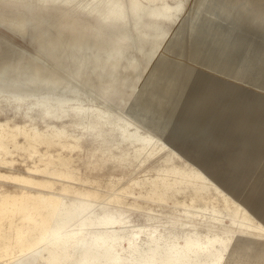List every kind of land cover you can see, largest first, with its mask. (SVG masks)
<instances>
[{"label": "rangeland", "instance_id": "1", "mask_svg": "<svg viewBox=\"0 0 264 264\" xmlns=\"http://www.w3.org/2000/svg\"><path fill=\"white\" fill-rule=\"evenodd\" d=\"M229 3L236 10L243 6L239 0ZM52 19L64 22L66 30L73 27V16L54 14ZM84 19L90 22L91 17ZM153 60L143 68L139 85ZM216 86L248 98L262 97L250 95L247 85L243 90L227 83ZM137 89L123 88L122 93L131 96ZM112 111L91 102L0 92V131L8 129L12 138L9 144L0 142V264H39L38 251L28 240L37 228L49 226L46 220L52 212L75 209L91 210L103 219L86 217L84 225L66 234L79 231L84 240L94 237L95 245L108 244L123 264H225L238 238L246 241L241 247L249 257L264 252V223L253 200L259 175H229L220 155H196L222 189L162 141L114 122ZM186 174L194 176L188 186L199 176L207 179L210 189L203 198L194 201V187L183 192L172 182ZM224 197L237 213L212 218ZM185 204L195 206L189 210L212 205L195 219L193 211L183 210ZM43 235L54 238L51 230ZM27 249L31 256L21 260L19 254Z\"/></svg>", "mask_w": 264, "mask_h": 264}, {"label": "snow or ice", "instance_id": "2", "mask_svg": "<svg viewBox=\"0 0 264 264\" xmlns=\"http://www.w3.org/2000/svg\"><path fill=\"white\" fill-rule=\"evenodd\" d=\"M171 6L179 9L175 23L137 91L129 96L117 86L105 95L100 89L97 102L121 106L145 136L162 141L222 189L196 155H220L229 175H259L253 200L264 223V110L257 121L245 97L216 86L227 83L243 90L247 85L250 95L264 97V12L238 17L227 0H172ZM58 7L82 6L63 0ZM122 7L131 21L137 4L123 0ZM143 18L152 22L148 15ZM21 36L16 29L0 27V60L37 57V40ZM245 243L240 238L233 242L225 264H251L241 247Z\"/></svg>", "mask_w": 264, "mask_h": 264}, {"label": "bare ground", "instance_id": "3", "mask_svg": "<svg viewBox=\"0 0 264 264\" xmlns=\"http://www.w3.org/2000/svg\"><path fill=\"white\" fill-rule=\"evenodd\" d=\"M134 2L137 7L131 10L132 20L129 21L124 14L123 0H72V3L82 6L74 8L58 7L63 0H0V27L16 29L22 33V39L28 37L38 43L36 58L0 60V92L36 95L44 100L100 104L96 99L100 89L107 95L117 86L121 93L123 88H138L143 68L158 55L179 9L171 6L172 0ZM227 2L238 17L264 12V0H239L243 3L239 10L229 3L230 0ZM117 4L121 6L117 7ZM144 4H151L152 8H146ZM54 14L62 18L73 16V27L66 30L64 22L52 19ZM145 15L151 17L152 22L145 21ZM85 16L99 19L93 24L86 21ZM44 60H49V63H44ZM85 87H91V91H84ZM239 94L247 100L250 114H255L259 120L264 110V97L248 98ZM106 107L113 110L110 116L124 129L133 126L140 130L122 114L123 108ZM30 135L33 136L32 133ZM11 140L10 131L1 127L0 142L9 144ZM193 177L188 174L175 176L172 182L181 185L180 191L183 192L194 187L192 199L195 201L203 198L210 186L201 176L196 178L194 186H188ZM212 204L199 207V210H189L191 204H185L187 207L183 210L186 213L193 211L195 219H199ZM8 208L13 211L15 206ZM230 211L232 217L238 210L224 197L223 207H215L212 218L219 219L221 214ZM93 215L95 220L103 219L91 210L75 209L58 215L52 212L46 220L49 226L37 228V233L28 240V244L38 251V263L123 264L108 244L95 245L94 237L84 240L79 231L66 234L73 226L84 225L83 220ZM49 230L54 234L52 239L43 235ZM30 256L27 249L18 257L27 260ZM250 261L251 264H264V252L254 253Z\"/></svg>", "mask_w": 264, "mask_h": 264}]
</instances>
